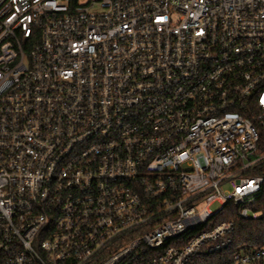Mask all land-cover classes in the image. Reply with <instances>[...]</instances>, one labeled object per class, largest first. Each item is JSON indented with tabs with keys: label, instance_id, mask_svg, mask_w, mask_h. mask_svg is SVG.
I'll list each match as a JSON object with an SVG mask.
<instances>
[{
	"label": "built area",
	"instance_id": "obj_1",
	"mask_svg": "<svg viewBox=\"0 0 264 264\" xmlns=\"http://www.w3.org/2000/svg\"><path fill=\"white\" fill-rule=\"evenodd\" d=\"M256 170L264 0H0V264H264Z\"/></svg>",
	"mask_w": 264,
	"mask_h": 264
},
{
	"label": "trees",
	"instance_id": "obj_2",
	"mask_svg": "<svg viewBox=\"0 0 264 264\" xmlns=\"http://www.w3.org/2000/svg\"><path fill=\"white\" fill-rule=\"evenodd\" d=\"M254 173L264 174V170H256ZM255 209L262 211V216L256 220H245L240 218L236 213H232L231 217L236 222V228L231 251L242 246L264 245V192L257 202ZM222 259V256L212 255L208 258H197L193 264H222L226 262Z\"/></svg>",
	"mask_w": 264,
	"mask_h": 264
},
{
	"label": "rangeland",
	"instance_id": "obj_3",
	"mask_svg": "<svg viewBox=\"0 0 264 264\" xmlns=\"http://www.w3.org/2000/svg\"><path fill=\"white\" fill-rule=\"evenodd\" d=\"M217 207V206H216ZM213 208H215V207H213Z\"/></svg>",
	"mask_w": 264,
	"mask_h": 264
}]
</instances>
